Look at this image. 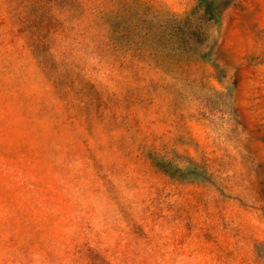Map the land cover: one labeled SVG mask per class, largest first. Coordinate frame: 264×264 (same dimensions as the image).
Listing matches in <instances>:
<instances>
[{
    "label": "rangeland",
    "instance_id": "rangeland-1",
    "mask_svg": "<svg viewBox=\"0 0 264 264\" xmlns=\"http://www.w3.org/2000/svg\"><path fill=\"white\" fill-rule=\"evenodd\" d=\"M0 264H264V0H0Z\"/></svg>",
    "mask_w": 264,
    "mask_h": 264
}]
</instances>
